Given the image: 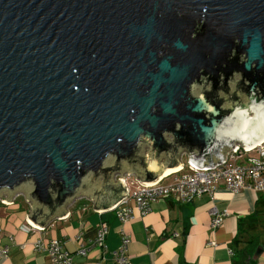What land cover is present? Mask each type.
Returning <instances> with one entry per match:
<instances>
[{
	"label": "water",
	"instance_id": "1",
	"mask_svg": "<svg viewBox=\"0 0 264 264\" xmlns=\"http://www.w3.org/2000/svg\"><path fill=\"white\" fill-rule=\"evenodd\" d=\"M261 140L264 0H0V202L33 222Z\"/></svg>",
	"mask_w": 264,
	"mask_h": 264
},
{
	"label": "crops",
	"instance_id": "2",
	"mask_svg": "<svg viewBox=\"0 0 264 264\" xmlns=\"http://www.w3.org/2000/svg\"><path fill=\"white\" fill-rule=\"evenodd\" d=\"M122 179L124 192L130 193L136 187L134 174L122 172ZM92 204L87 197L77 196L65 206L64 217L35 223L29 219L22 194L8 204L0 202V247L6 248L5 255L0 253V264H48L46 254L35 250L33 243L52 238L69 252L71 264H264L263 192H230L220 186L212 198L201 195L185 203L154 200L144 214L128 198L131 217L123 223L113 204L101 210H94ZM210 206L224 212L215 228L209 227ZM101 223L107 232L98 245L94 238ZM79 243L88 246L84 255L76 252Z\"/></svg>",
	"mask_w": 264,
	"mask_h": 264
},
{
	"label": "built area",
	"instance_id": "3",
	"mask_svg": "<svg viewBox=\"0 0 264 264\" xmlns=\"http://www.w3.org/2000/svg\"><path fill=\"white\" fill-rule=\"evenodd\" d=\"M253 152V154H249ZM182 155H180L181 158ZM188 156L180 168L172 173L160 176L157 181L149 183L134 179L136 187L129 193L127 191L118 199L112 208H116V216L120 222L131 217V208L126 205L128 198L132 199L134 208L139 214H144L151 202L157 199L171 198L178 202H190L201 195L212 198L213 193L222 186L230 192L242 189H252L264 193V141L252 146L244 147L239 144L234 150L227 149L222 161L212 167L196 168L187 162ZM167 182H163L168 178ZM124 190L126 183L122 179ZM210 215L209 227L219 226L224 212L218 213L213 206L208 209ZM107 232V227L101 223L97 229L94 243L101 245ZM77 242H80L77 240ZM126 242V238H122ZM35 250H41L48 258V264H71L68 251L64 250L54 238L36 239L33 243ZM88 246L79 243L77 254L84 255ZM0 253L6 254V248L0 247ZM114 255H117L114 251ZM121 254L118 263L122 262Z\"/></svg>",
	"mask_w": 264,
	"mask_h": 264
},
{
	"label": "bare ground",
	"instance_id": "4",
	"mask_svg": "<svg viewBox=\"0 0 264 264\" xmlns=\"http://www.w3.org/2000/svg\"><path fill=\"white\" fill-rule=\"evenodd\" d=\"M261 141H264V140H261ZM258 142H260V141H258ZM258 142H256V143H258ZM256 143H254V144H256ZM254 144H253V145H254ZM251 146H252V145H251ZM179 168H180V165H179L178 167L174 168V169L166 170V171L162 172L160 175L162 176V175H164V174L172 173V172L178 170ZM154 182H155V181H154Z\"/></svg>",
	"mask_w": 264,
	"mask_h": 264
},
{
	"label": "rangeland",
	"instance_id": "5",
	"mask_svg": "<svg viewBox=\"0 0 264 264\" xmlns=\"http://www.w3.org/2000/svg\"><path fill=\"white\" fill-rule=\"evenodd\" d=\"M249 154H253V152H249ZM185 157L186 156H182V158H181V160H182V162H184V160H185ZM169 180V178H165L164 180H163V182H167Z\"/></svg>",
	"mask_w": 264,
	"mask_h": 264
}]
</instances>
